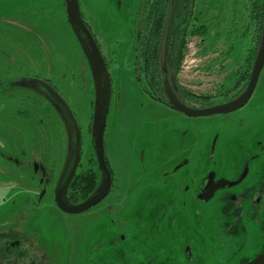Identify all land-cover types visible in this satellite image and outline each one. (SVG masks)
I'll return each mask as SVG.
<instances>
[{
	"label": "rangeland",
	"instance_id": "1",
	"mask_svg": "<svg viewBox=\"0 0 264 264\" xmlns=\"http://www.w3.org/2000/svg\"><path fill=\"white\" fill-rule=\"evenodd\" d=\"M79 2L111 78L105 155L114 184L108 196L88 210L63 212L55 202L54 186L64 150H53L56 169L46 193L23 172L17 174L15 187L3 183L0 214L16 201L12 214L20 219L6 222L0 234L18 232L23 240L25 252L17 264H237L236 250L264 238L259 227L264 209L251 217L248 208L243 219L247 232L233 235L221 225L229 219L216 211V198L203 205L183 190L186 186L195 189L209 169L236 177L249 154L262 152L264 68L252 97L240 109L196 117L178 113L150 99L136 78L133 20L141 0ZM46 3L50 17L41 19L37 29L47 33L49 37L43 33L42 37L54 44L50 53L52 76L83 126L84 153L79 168L83 170L88 167V158L94 157L90 138L94 79L66 20L63 0ZM249 6L250 0H196V12L208 32L205 41L201 42L200 36L189 40L179 73L186 88L219 94L235 86L236 77L231 73L245 62L255 44L252 26L246 28L251 19ZM22 13L20 16L27 20L33 18L28 12ZM1 16L3 20L10 18L8 10H2ZM23 31H19L20 39L30 42L31 37ZM21 53L17 55L19 62H23ZM257 133L260 144L255 143ZM64 134L63 142L69 143ZM59 137L53 135V143L58 144ZM183 160L187 164L174 171ZM252 162L244 186H252L259 178L256 173L252 176L257 165ZM37 197L40 201L34 205ZM31 244L43 253L35 263Z\"/></svg>",
	"mask_w": 264,
	"mask_h": 264
},
{
	"label": "flooded vegetation",
	"instance_id": "2",
	"mask_svg": "<svg viewBox=\"0 0 264 264\" xmlns=\"http://www.w3.org/2000/svg\"><path fill=\"white\" fill-rule=\"evenodd\" d=\"M262 3L264 10V0L263 2L260 0H250L248 16L251 19L250 22L248 21L246 28L252 26V33L255 40L254 46L258 44L259 39L258 14L262 7ZM63 4L67 20L65 0H63ZM45 6H49V4L46 3V0L0 1V12L2 10H8L10 14V18H7L6 20H3L4 16L0 17V190H2V185L5 182H7V187H15L14 183H17V174L23 172L32 177V180L37 182V184H41V190H43V193H46L47 186L52 183L53 180V170L56 169L55 162H53V150H59L60 152L62 150L65 151L64 162L60 169L56 184L67 157L68 143L65 144L62 137V133H65L64 136L66 138L68 137L65 121L51 100L42 93L43 88L47 86L52 87L69 104L67 96L61 91L56 83V79L52 76V61L50 59V53L51 46L54 44L50 43V38L48 41L42 37V33L46 35V37H49L47 33L37 29V25L41 22V19L46 21V18L50 17L46 12L47 8ZM21 12H28L32 15V21L20 16ZM82 15L85 23L92 32L89 22L85 20L83 11ZM20 30H24L23 34L27 33V35L31 37L30 42L26 41L24 38L20 39ZM135 36L137 43L139 34H136V30ZM20 40H22L23 44H21ZM25 47H27V50H25ZM53 47H57V45ZM18 50H21L23 53L19 52L22 54L23 62L18 61ZM81 50L84 54L82 47ZM16 53L18 54L16 55ZM251 53L252 51L246 56L245 62H243L241 66H237L234 72L231 73V76L236 77L235 86L237 85L238 87L229 93L227 92L228 90H221L219 94H212V92L208 90V92H198L186 88L180 82V72L177 75V79H174L173 76L168 73V80L170 82L163 78L164 71L160 72L161 79L157 78L156 80H153L148 68L149 63L147 62V58L144 56L145 61L141 64H137L136 51L134 69L139 85V75L144 80L146 84L145 86H147L148 89L143 88L141 85L140 87L150 99L174 110L167 97L165 88V83H167L175 93L176 97L187 106L193 108H205L229 101L245 90L251 76L257 51L254 58ZM224 54L226 53L223 52V55ZM66 64L67 63H64L63 66H67ZM138 66L141 67L137 69ZM176 90L179 94L176 93ZM193 104H199L200 107H194ZM71 110L73 111L82 132V153L80 163L76 170L77 173L83 162L84 130L76 113L72 108ZM174 111L181 113L177 110ZM92 118L90 121V138L92 134ZM108 121L109 115L106 129ZM56 133L60 134L58 144L53 143V135ZM255 138L257 139L255 143H262L261 140H258V133ZM260 150H262V152L258 151L248 155L242 172L237 174L236 177H227V175L220 174L219 171H216L215 169H209L201 177L195 189L191 190L190 186H186L183 190L186 193L193 194V199L200 201L203 205H207L212 199L216 198L217 203L219 202V208L217 207L216 211L221 212L224 218L229 219V221L222 222L221 225L224 224L230 234L239 235L240 232H247L243 219L245 216L244 212L249 210L248 208L252 210V213H250L251 217H256L258 210L264 209V144ZM94 157L96 158L95 152ZM106 160L108 167L110 168L109 161L107 158ZM250 161H253L252 163L257 162V165L252 169V176L256 173L259 178L252 186H244V183L251 172ZM185 164H187V160L180 161L175 165L174 171L179 170ZM99 172L101 173L100 170ZM223 179L232 183H219V180ZM56 184L54 186V191ZM239 185H242L243 187L238 189ZM214 188L216 189L214 190L213 195L209 197ZM39 201L40 197H37L32 203L38 205L37 202ZM15 202L16 201H11V208L5 212V214H0V231L6 228L5 225L8 224L6 222H18L20 219L19 217V219H15L12 214V211L15 209ZM259 227L264 235V215L260 218ZM17 233L14 234L13 231L12 234L6 232L0 234V264H17L21 253L24 255L25 250L21 248L23 240L19 237V233ZM31 246H33L32 249L35 253L33 255L35 263V259L37 257H43V253L39 250L36 244L35 246L31 244ZM37 252L40 253L37 254ZM236 253L238 256L237 264H250L255 258L264 255V238L260 241H256V243L252 245H243L236 250Z\"/></svg>",
	"mask_w": 264,
	"mask_h": 264
},
{
	"label": "water",
	"instance_id": "3",
	"mask_svg": "<svg viewBox=\"0 0 264 264\" xmlns=\"http://www.w3.org/2000/svg\"><path fill=\"white\" fill-rule=\"evenodd\" d=\"M67 19L71 29L78 39L87 58L93 79L95 102L92 118L91 142L95 152L98 168L101 171V179L97 188L85 200L72 203L68 198L69 185L74 178L82 153V132L77 119L69 104L52 87L43 88V92L57 108L65 121L68 132V152L59 180L54 191L57 206L65 213L78 214L101 202L109 194L113 177L108 167L105 155V130L111 103V78L107 63L102 55L99 45L91 30L85 23L79 0H65ZM174 3L169 1L161 40V61L165 62L167 41L173 18ZM264 68V20L261 39L254 60L251 76L245 90L235 98L205 108L189 107L181 102L165 83L166 93L171 107L187 116H208L214 114H226L243 107L250 99L259 80L260 73ZM219 183H232L225 179ZM236 183V182H233ZM216 188L212 190L209 197L213 195ZM250 264H264V255L255 258Z\"/></svg>",
	"mask_w": 264,
	"mask_h": 264
},
{
	"label": "trees",
	"instance_id": "4",
	"mask_svg": "<svg viewBox=\"0 0 264 264\" xmlns=\"http://www.w3.org/2000/svg\"><path fill=\"white\" fill-rule=\"evenodd\" d=\"M169 1L141 0L139 11L135 14L133 20L136 34H139L135 49L136 62L137 64H141L145 61L144 56L147 58V62L149 63L148 68L153 80L157 78L161 79V71H164L163 78L168 80L169 73L174 79H177L190 38L200 36L202 42L206 40L205 37L208 32L207 24L201 22L199 12H196V0H173V18L167 41L165 62L162 64L160 49ZM260 1L263 2V0ZM258 19L259 39L258 44L251 48L253 58L261 39L264 20L263 3L258 14ZM139 67L141 66H138L137 69ZM139 81L143 88H147L140 75ZM168 82L170 81L168 80ZM237 87V85L232 86L231 90L227 92L229 93L237 89ZM176 93L179 94L177 90ZM88 162V167L78 170L69 185L68 198L72 203L85 200L92 194L100 182L101 175L98 174L100 172L98 168L96 171L94 168L95 166L97 167L96 158L92 156L88 158ZM80 166H82V163Z\"/></svg>",
	"mask_w": 264,
	"mask_h": 264
}]
</instances>
